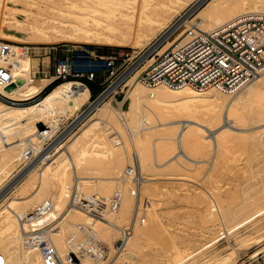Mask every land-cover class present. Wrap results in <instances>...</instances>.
Returning <instances> with one entry per match:
<instances>
[{
    "label": "bare ground",
    "instance_id": "bare-ground-1",
    "mask_svg": "<svg viewBox=\"0 0 264 264\" xmlns=\"http://www.w3.org/2000/svg\"><path fill=\"white\" fill-rule=\"evenodd\" d=\"M43 1H48L46 9L53 2L52 10L60 12L56 19L64 18L42 22L39 28L37 19H19L11 16L10 8L0 6V39L133 47L150 31H160L185 2ZM23 13L33 17L29 10ZM249 13L264 14V0H206L192 19L183 18L187 28L174 42L182 37L186 42L189 29L212 30ZM33 30L38 32L34 36L18 35ZM11 46L12 80L0 87L1 94L16 100L37 96L50 79L31 76L27 46ZM7 63L0 58V66ZM127 96L124 122L115 119L108 107L96 106L67 124L90 98L89 88L74 80L56 85L24 110L0 102V215L9 228V235L0 238V250L9 253V264H47L46 245L63 264H119L122 258L130 259V249L138 248L141 236L149 234L147 224L156 218L153 208L159 196L196 205L204 242L194 250L195 264H235L255 246L252 253L264 248V160L249 162L248 176L237 179L233 189L221 179L239 142L264 146V74L232 94L211 90L202 96L187 87L136 84ZM81 123L85 127L70 143L72 129ZM61 128L65 130L58 134ZM48 140L51 145L46 147ZM30 143L39 154L26 161ZM51 148L53 153L44 156ZM259 151L254 147L250 154L264 157ZM24 161L16 171L14 167ZM69 166L72 174L75 168L92 169L98 184L119 190L120 205L108 221L69 204L73 183ZM201 172L197 182L162 177L194 178ZM12 175L4 184V178ZM44 203L50 209L38 212ZM120 237L123 246L111 257L112 243Z\"/></svg>",
    "mask_w": 264,
    "mask_h": 264
},
{
    "label": "built area",
    "instance_id": "built-area-1",
    "mask_svg": "<svg viewBox=\"0 0 264 264\" xmlns=\"http://www.w3.org/2000/svg\"><path fill=\"white\" fill-rule=\"evenodd\" d=\"M177 23L175 19L170 21L163 35L139 50L114 49L105 54L89 44L72 47L65 43L27 49L30 53V48H40L43 55L51 58L52 73L47 87L55 81L67 80L78 81L86 86L93 84L98 92L88 99L89 108L108 107L115 119L121 122L127 118V91L133 85H164L172 89L187 87L199 93L219 90L232 94L264 74L263 13L244 14L208 31L189 29L186 35L190 37L186 42L182 43L180 39L174 42L175 36L171 44L164 48L184 25ZM169 31V35H166ZM11 44L0 39V58L9 62L6 66H0V87L12 80L13 62L9 60L15 53H12ZM34 98L16 100L0 92V102L15 110L26 109L34 102ZM46 145L49 147L51 141L48 140ZM38 154L37 147L30 143L27 160H35ZM130 175H135L134 170H131ZM106 187L98 184L94 170L75 168L69 189V204L90 216L108 221L110 212L120 205V192L116 188L112 190ZM135 191L134 188L133 194ZM50 207L44 203L38 212H47ZM126 231L129 230L123 232ZM117 241V250H121L124 239L120 237ZM254 249L256 246L235 264H264V248L252 253ZM9 257L8 252L0 250V264H9ZM45 259L47 264H63L50 245H46Z\"/></svg>",
    "mask_w": 264,
    "mask_h": 264
},
{
    "label": "rangeland",
    "instance_id": "rangeland-1",
    "mask_svg": "<svg viewBox=\"0 0 264 264\" xmlns=\"http://www.w3.org/2000/svg\"><path fill=\"white\" fill-rule=\"evenodd\" d=\"M57 1L59 2L60 0H55V2ZM29 2L34 5H30ZM47 2L48 1H43V0H0V6H3V8L6 9L10 8L11 16H16L19 19L22 17L25 19L28 17V19L30 20L37 19L35 24L40 28L41 27L40 24L42 22L56 23L60 20V18L61 19L64 18L63 16H61L59 19H56L55 14L60 12H57L58 10L55 9L52 10V8H54L53 2L48 3L51 9H46ZM205 2L206 0H185L183 8H181L180 10L178 9L174 13V17H172V19H170L168 23L164 27H162L160 31L159 30L150 31L148 35L139 38L138 43L133 47H114L110 45H96V44L92 45L89 43H78V42L77 43L57 42V43H65L72 47H74L73 45L76 46V45L89 44L92 45L96 50L102 51L105 54L110 53L114 49L126 50L127 48L130 50H139L147 46L150 42H153V40H155L156 38H159L161 35H163V33L166 32L165 28L169 25L170 21L175 19L176 21H178L177 24H181V25L184 24V25L179 29L178 32L175 33V35H173L170 38V41L174 39V37L177 36L178 33H180L184 28H186V25L184 23L185 21L183 20V18L187 17L189 19H192L196 15V13L200 11L202 7H204ZM44 9L46 11H44ZM24 10L31 11L33 17L31 15H27L25 17L26 14L24 15L23 13ZM4 30L8 32L7 28H4ZM36 33L38 32H35L33 30V31H28L27 33H18V35L24 37H30V36H34ZM169 33L170 31L166 35H169ZM182 39L183 37L179 41H181ZM9 42H11L12 44H19L21 46H27V47H34V46L37 47L45 44V43H16L12 41ZM29 51H30L29 55H30L31 76L33 78L51 79L50 76V74L52 73L51 58H48V56L43 55L42 53L43 50L40 48H30ZM38 53L41 56H39ZM39 71L40 73H37ZM94 88L97 90V87ZM134 88L135 85L132 86V89ZM50 90L48 89L42 90L40 94L35 96L34 102L42 100ZM210 91L205 93H200V95L207 96L210 94ZM38 96L39 97L42 96V97L37 98ZM90 96H91V92H90ZM89 103L90 101L85 102L75 112L74 118L67 121V124L72 123L76 117L89 113L91 110H93L89 108ZM128 109H129V103L127 105V111ZM83 127H85V124L81 123V124H77L72 129L71 135L69 136V138L71 137L70 143L78 135H80L81 129H83ZM64 130L65 129L61 128L60 130L57 131V133L59 134ZM69 138H66L65 141ZM127 147H128V142H127ZM254 147H259L261 150L257 154H260L264 151V146H258L257 144H249L246 142L244 143L239 142L235 146L234 148L235 151H233V155H232L233 157L229 161L226 171L223 173V175H221V179L223 183H226L228 187L231 188L232 185L237 181V179H244L245 177L248 176L246 167L249 162L252 161L253 164H256L257 162L264 160V157L262 156L261 157L258 156L256 158L250 154L251 149H253ZM52 148L49 150L48 153H45L44 156L53 153ZM129 156H130V148H129ZM26 161L22 162V165L20 166L19 164H17L14 167V169L16 168L17 171V169H20L23 165H25ZM12 165L13 164H11L10 166ZM69 170L70 171L72 170L70 166H69ZM202 173L203 172L199 173L194 178L187 176L182 177L180 175L177 176L164 175L162 177L187 178L189 180L197 182L201 178ZM71 175L73 177L72 171H71ZM12 177L13 175L4 178L5 180L4 184L7 182L9 183L11 179H13ZM129 183L134 189V185L131 182ZM53 188L54 185L52 184L49 190ZM33 189L34 187L32 186L29 188V191H32ZM195 206L196 205L189 203L187 200H181L175 203L169 200L167 196H159L153 208L154 210L153 212L156 218L155 220L147 224V229L148 231H150L149 234L143 235V237L141 236L139 240L141 242V245L138 248H131L130 259L122 258L119 264H195L196 255H193L194 250L204 242L203 229L199 222L198 214L196 212ZM1 218L2 217L0 215V238H3L9 235V231H8L9 228H8V224L3 222V219ZM117 240L118 238L115 239L112 243L111 257L114 256L116 252L120 251L117 250V246L119 245ZM23 249L24 248H22V246L19 247V251H23Z\"/></svg>",
    "mask_w": 264,
    "mask_h": 264
},
{
    "label": "trees",
    "instance_id": "trees-1",
    "mask_svg": "<svg viewBox=\"0 0 264 264\" xmlns=\"http://www.w3.org/2000/svg\"><path fill=\"white\" fill-rule=\"evenodd\" d=\"M60 83H62V81H55L50 86L46 87L45 89L50 90V89L54 88L56 85H58ZM87 87L89 88V91L91 92V97L93 98L98 92V90H96L94 88L96 86H94L93 84H88ZM40 97H42V96H40ZM40 97L38 96L37 98H40Z\"/></svg>",
    "mask_w": 264,
    "mask_h": 264
}]
</instances>
